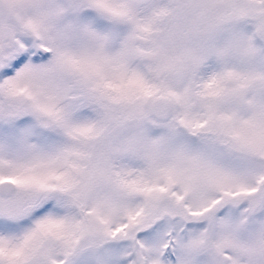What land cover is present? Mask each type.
<instances>
[{"label":"snow or ice","instance_id":"obj_1","mask_svg":"<svg viewBox=\"0 0 264 264\" xmlns=\"http://www.w3.org/2000/svg\"><path fill=\"white\" fill-rule=\"evenodd\" d=\"M0 264H264V0H0Z\"/></svg>","mask_w":264,"mask_h":264}]
</instances>
